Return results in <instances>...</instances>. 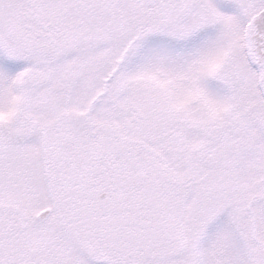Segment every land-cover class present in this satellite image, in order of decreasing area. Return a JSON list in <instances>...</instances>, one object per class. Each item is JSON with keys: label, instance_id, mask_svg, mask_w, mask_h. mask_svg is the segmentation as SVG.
I'll return each instance as SVG.
<instances>
[{"label": "snow or ice", "instance_id": "1", "mask_svg": "<svg viewBox=\"0 0 264 264\" xmlns=\"http://www.w3.org/2000/svg\"><path fill=\"white\" fill-rule=\"evenodd\" d=\"M0 264H264V0H0Z\"/></svg>", "mask_w": 264, "mask_h": 264}]
</instances>
